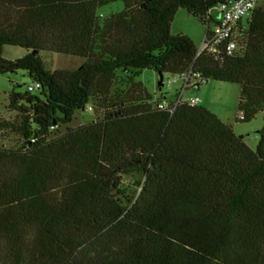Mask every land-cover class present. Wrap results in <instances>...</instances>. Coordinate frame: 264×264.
<instances>
[{
	"label": "trees",
	"instance_id": "trees-1",
	"mask_svg": "<svg viewBox=\"0 0 264 264\" xmlns=\"http://www.w3.org/2000/svg\"><path fill=\"white\" fill-rule=\"evenodd\" d=\"M224 1L0 0V76L40 85L11 92L17 118L0 123L21 140L0 147V264H264V4L238 24L232 55L197 56L170 33L185 10L210 35ZM4 47L27 53L9 61ZM40 53L82 64L49 72ZM144 70L238 85V121L262 113L256 148L201 105L158 109L134 81ZM88 107L90 123L58 135Z\"/></svg>",
	"mask_w": 264,
	"mask_h": 264
},
{
	"label": "rangeland",
	"instance_id": "rangeland-1",
	"mask_svg": "<svg viewBox=\"0 0 264 264\" xmlns=\"http://www.w3.org/2000/svg\"><path fill=\"white\" fill-rule=\"evenodd\" d=\"M264 4V0L258 1V7ZM123 7L120 2L108 5L98 11V15L106 18L111 14L122 11ZM218 8H214L210 13L215 14ZM211 28V26H210ZM206 27L197 19L190 16L185 10H178L171 24L170 33L172 36L182 35L188 37L192 43L195 40H200L196 45V49L201 47V41L204 38ZM196 44V43H194ZM27 53L26 50L18 47H4L3 58L9 61H14L23 57ZM45 70L53 72L56 70H75L81 64L79 58L63 56L53 53L39 54ZM135 82L141 83L146 91L154 100L167 101L174 103L176 100L188 101L191 98H197L200 105L208 109L221 119L226 125L231 127L233 132L240 137H243L245 144L254 150L258 144L259 132L263 127L262 113H258L253 120L248 123L239 122L240 114L237 110V105L240 97V87L238 85L207 81L205 84L188 89L181 93L182 79L178 76L164 74L162 85L158 86L159 78L156 73L151 70L141 71L139 76L134 79ZM172 81L171 84L168 82ZM27 86H34V82L28 77L25 72H17L15 74H7L0 76V123L13 122L17 115L8 108V95L11 92L24 94ZM124 84L119 81L113 90L124 91ZM36 91L32 95H37ZM98 114L96 107L90 112L81 110L74 114L73 120L68 127L59 128L58 135L64 134L67 129L76 128L78 126L90 123ZM21 140L11 132L0 131V147L16 148L20 145ZM139 180L138 177H124L123 185L128 192L135 191V184Z\"/></svg>",
	"mask_w": 264,
	"mask_h": 264
},
{
	"label": "built area",
	"instance_id": "built-area-1",
	"mask_svg": "<svg viewBox=\"0 0 264 264\" xmlns=\"http://www.w3.org/2000/svg\"><path fill=\"white\" fill-rule=\"evenodd\" d=\"M259 0H227L217 6L220 14L218 22L213 26L210 35L203 40L197 56L202 52L215 54L221 48L225 50L228 55H232L236 50V30L238 24L248 17L258 6ZM182 79L181 93L187 91L192 87L191 74L186 73L180 77ZM169 84L172 81L168 82ZM40 89L39 84L34 86H27L26 92L34 93ZM181 100H176L174 103L167 101H160L157 108L160 110H169L172 114ZM188 105L194 107L200 105L197 98H191L186 101ZM87 112L92 111L91 107L86 109Z\"/></svg>",
	"mask_w": 264,
	"mask_h": 264
},
{
	"label": "crops",
	"instance_id": "crops-1",
	"mask_svg": "<svg viewBox=\"0 0 264 264\" xmlns=\"http://www.w3.org/2000/svg\"><path fill=\"white\" fill-rule=\"evenodd\" d=\"M210 14H211V16H212V18H213L214 23L216 24V23L218 22V19H219V16H220L219 12L217 11V12H215V14H212V13H210ZM243 21H244V20H243ZM215 24H214V25H215ZM214 25H213V26H214ZM205 37H206V32H205L204 38H203L202 41H201V44H202L203 40L205 39ZM199 42H200L199 39H198V40H195L194 43H196V44L193 43L194 46L196 47V45H198ZM201 44H200V45H201Z\"/></svg>",
	"mask_w": 264,
	"mask_h": 264
},
{
	"label": "water",
	"instance_id": "water-1",
	"mask_svg": "<svg viewBox=\"0 0 264 264\" xmlns=\"http://www.w3.org/2000/svg\"><path fill=\"white\" fill-rule=\"evenodd\" d=\"M157 76L159 78L158 86L160 87L162 85L163 75L161 73H158Z\"/></svg>",
	"mask_w": 264,
	"mask_h": 264
}]
</instances>
